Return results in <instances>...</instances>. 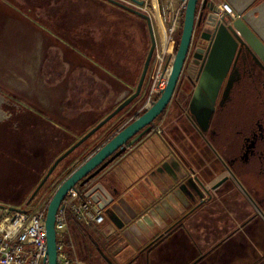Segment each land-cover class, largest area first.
<instances>
[{"label":"flooded vegetation","instance_id":"af4514ba","mask_svg":"<svg viewBox=\"0 0 264 264\" xmlns=\"http://www.w3.org/2000/svg\"><path fill=\"white\" fill-rule=\"evenodd\" d=\"M261 1L264 0H256L250 8ZM54 2H43L50 16L54 13L50 9L55 6ZM210 6L215 11V6ZM209 13L208 5L200 11L174 95L147 132L167 141L169 157L181 165V169L177 168L182 180L190 179L200 197L183 199L182 203L168 208L169 218L162 233L139 250L133 257L136 261L143 251L148 255L155 250L159 261L171 263L165 253L174 255L181 248L185 250L180 252L188 257V262L183 264H192L198 258L195 264H233L238 256L243 259L247 254L245 243L241 250L237 242L244 241L252 247L253 241L264 238L262 230L253 233L251 228L255 223L264 226V64L241 36L230 31L231 38H226L227 45L219 53V59L213 57L216 30L207 25ZM251 17L250 14L248 20L254 23ZM238 18L236 14L225 27ZM201 80L210 96L199 86ZM20 98L0 88V160L14 167L15 176L0 189V205L13 208H17L14 203L28 207L45 198L49 203L48 197L58 184L60 170L58 166L29 200L61 154L58 151L60 133L47 132L43 127L44 119L53 117H44L42 108L26 104ZM134 103L135 110L130 111V106L116 115L98 140L77 157H86L97 142L104 143L148 107L146 103L140 104L141 95ZM163 124L172 125L173 139L165 135ZM178 128L181 129L179 134ZM176 141L180 146L177 147ZM220 181L223 182L215 186ZM259 236L262 238L257 239ZM108 238L101 242L92 240L94 251L106 263L118 264L111 260L113 256L107 250ZM199 241L206 246H198ZM161 245L166 248L164 252ZM179 257L171 264H182L178 262ZM263 258L264 253L250 264ZM145 261L150 264L147 257Z\"/></svg>","mask_w":264,"mask_h":264},{"label":"crops","instance_id":"0c3cea01","mask_svg":"<svg viewBox=\"0 0 264 264\" xmlns=\"http://www.w3.org/2000/svg\"><path fill=\"white\" fill-rule=\"evenodd\" d=\"M8 1L10 0H0V35L14 33L16 37L12 36L10 42L11 47L13 44L15 45L14 50L24 49L26 55L29 54V51L39 53L41 65L37 76L41 77L42 81L57 82L66 79V87L64 86L65 88L60 90L55 89L54 83L47 87L42 85V91H40L42 96L38 97L37 106L43 109L44 114L53 117L54 120L56 115L59 116L60 119L57 120L58 123L60 122L59 127L64 125L65 129L73 132L88 129L101 115L108 112L109 106L115 107L129 94L136 82V61L133 68L124 76L122 73L125 63L118 59L119 50L117 49L114 54L107 42L103 44V41L107 37L109 38V32L106 37L97 42L94 36L95 32L100 30V33L103 34V28L94 26L93 21H88L87 13L84 22L82 21L83 24L77 26L76 11L64 13L66 17L63 20L56 18L57 20L54 22V19L46 20L39 16H35L36 19H34L29 10L13 9ZM23 15L32 17L31 19L36 23L32 24L23 19ZM160 16H155V18L159 17L158 26L162 29L165 28V25ZM38 19L52 24V31L42 28L37 23ZM15 22H19L20 25H14ZM58 23H62L63 26ZM33 34L36 35L35 40L30 42ZM58 49L63 57L65 72L67 71L63 76H60L61 73L56 70L58 62L61 61L60 57H57L58 64H50L48 68L43 66L48 50ZM93 49L97 57L103 54L107 61L113 62L117 69L119 67L120 72L117 75L108 73L93 61L89 56ZM20 60V62L12 60L4 68L2 67L4 65H0V78L3 76L5 79H10L8 78L10 76L12 79V76L21 75L25 66L32 68L31 65L24 62V59ZM26 60L30 61L28 58ZM53 61H55V57H53ZM29 73L30 69L27 71V74ZM110 98L114 99L113 105L107 102L106 105L100 106L101 103L96 102ZM43 127L47 132L60 133L58 146L60 152L64 147L61 143L63 138H61L60 128L51 127L48 124H44ZM170 152V147L163 137L146 133L102 172L101 178H105L110 188L116 191L115 200L109 211L106 213L102 211L104 223L98 227H84L76 223L70 216V220L72 219L70 227L75 240H79L81 245L84 243L85 249L88 250V245L89 243L92 245V240L101 242L109 236L106 241L107 250L113 256L111 260L118 264H145L146 257L150 264H171L175 263V259L179 256V263H187V254H182L181 252L185 249L181 248L174 255L165 253L171 263L159 261V255L155 250L150 251L148 255L143 251L137 261L133 259L139 250L163 231L162 227L160 228L146 215L147 210L174 186L177 179L182 177L181 172L178 171L180 167L176 159L169 157ZM174 170L177 172L174 173ZM161 225L165 227L166 224L161 222ZM162 250L164 252L166 248ZM89 254L85 256L84 253L85 261L89 259ZM99 257L96 264H108L100 255Z\"/></svg>","mask_w":264,"mask_h":264},{"label":"water","instance_id":"95a60500","mask_svg":"<svg viewBox=\"0 0 264 264\" xmlns=\"http://www.w3.org/2000/svg\"><path fill=\"white\" fill-rule=\"evenodd\" d=\"M110 3L128 13L135 15L136 17L145 21L147 25L150 46L148 48L139 79L135 85L134 90L119 101L115 107L101 118L96 124L91 126L81 137H79L73 144L65 149L60 155H58L53 163L48 168L44 177L38 183L34 191L29 197L31 200L38 190L47 181L53 171L63 162L72 152H74L79 146L86 142L90 137L96 134L101 128H103L108 122H110L116 115L126 109L136 98L142 93V87L144 85L146 74L152 59L154 49V37H153V23L151 17L135 8L120 3L115 0H102ZM138 5H143L142 0H131ZM184 2L183 12V24L181 29V35L177 50L174 54V58L171 64L170 72L166 80L164 88L159 90L158 98L151 103L141 115L127 123L115 133H113L104 143L100 142L94 145L87 153V156L76 158L70 162L64 170L61 172L64 177L59 178L58 184L51 195L49 203L47 205L45 216V231H46V256L47 264H56L57 251H56V232H55V219L58 207L68 191L75 186L84 188V197L90 199L95 207L100 211L107 212L115 200L116 191L111 189L105 178H101L102 172H104L108 166L116 161L126 150L132 147L142 136H144L151 128V124L160 115L171 101L176 86L179 82L180 75L185 63L191 38L194 29L196 8L198 0H179ZM234 9L239 18L225 27L223 23L217 20L214 10L209 4H204L203 8L208 5L210 13L207 16V25L211 28H215L216 35L214 41V48H216L213 57L219 59V53L226 48L227 39L231 38L229 31L237 33V36H241V39L251 48L254 54L264 64V1L250 8L256 0H226ZM250 8V9H249ZM252 15L254 23L248 20V16ZM255 14H257L255 16ZM218 52V53H217ZM217 53V55H216ZM216 55V56H215ZM214 65V64H213ZM213 65L211 68H213ZM223 68H227V65ZM220 78L216 79V83ZM199 86L206 91L205 83L202 80ZM209 95V93L206 91ZM210 96V95H209ZM177 161V160H176ZM178 166L181 169V165L177 161ZM177 172L174 170V173ZM223 181L218 182L215 186H218ZM190 179L182 180L177 179L174 182V188L172 187L162 197L158 198L153 205L147 210L146 215L160 228H164L161 222L166 224L168 208H171L174 203H182L183 199L195 196L200 197L196 193L195 188L190 184ZM159 200V201H158ZM5 206L0 205V209ZM13 208V207H10ZM144 219V217H143ZM200 258L195 260L192 264H195Z\"/></svg>","mask_w":264,"mask_h":264},{"label":"rangeland","instance_id":"374dc122","mask_svg":"<svg viewBox=\"0 0 264 264\" xmlns=\"http://www.w3.org/2000/svg\"><path fill=\"white\" fill-rule=\"evenodd\" d=\"M85 1L89 2L91 4L92 8L98 10L100 15H102L104 17V19H102V17L99 18L100 19L99 22L102 25V26L101 25L100 26L103 28L102 31L104 33L103 34L100 33V30H99V32L98 31L95 32V35H94L95 40L97 42H100L102 38L107 36V32H109L108 33L109 38L107 37L103 42L104 43L107 42L109 45L113 44V43L120 44V50L118 53L119 58L118 59L120 61H122L123 63H125V65L123 67V73H122L124 76H125V74H127L129 72V70H131L133 68L134 62L136 61V67L135 68H136V83H137V81L139 79L140 72H141L142 64H143L145 56H146L147 48H149V46H150V40H149L147 25H146L145 21L136 17L135 15L128 13V12H126V11H124V10H122V9H120V8L110 4V3H107L105 1H102V0H85ZM159 1L160 0H156V1L153 0L152 3L150 2L148 4V10L152 14V16L153 15L158 16V14L161 15L160 19L162 17V20L164 22L163 24L165 25V28H166L168 25V20H169L168 15H170V13H172V12L176 13L178 11V8L180 6V1H178V0H172L171 2H166V0H161L160 2ZM8 2H9V5L12 6L13 9L15 8V9H18L20 11H24V9L28 10V8H29L30 9L29 12H31L30 14L33 16L34 19H36L35 18L36 15L39 16V18L44 17V18H46V20L48 18L50 20L54 19V17L48 15L46 6H43V2H45V0L44 1L43 0H10ZM53 4H55V2ZM28 5H29V7H28ZM30 5H36V6L33 8ZM73 6L76 7L77 4L73 3ZM44 7H45V10H44ZM182 10H184V8H181L179 10V19H180ZM89 14H90V16H93V14H95V12L90 11ZM31 18L29 16L23 15V19L30 21L32 24L36 23ZM158 18H154V17L152 18V23L156 29H157V26L159 25V19ZM56 20L57 19L55 18L54 22ZM37 23L42 28L49 30V31H52V29H51L52 24H49L47 21H45L43 19H38ZM14 25L19 26L20 24H19V22H15ZM96 26H98V25L96 24ZM108 29H110V30L108 31ZM12 36L14 38L16 37L14 35V33L11 34L10 32H9V34L7 33V34L0 35V65H4V66H2L4 68L6 65L8 66L12 60L13 61L15 60L16 62H20L21 61L20 59H24V62L28 65H31L32 68L25 66V70H23L22 74H21L22 77H21V75L12 76V79H11V77L8 76V78H10V79H5L2 76V78H0V88L1 89L5 90V91H10V92L20 96L21 97L20 99H22L26 104L29 102V103L36 106V105H38V97L42 96V93H40V91H42V85H44V87L45 86L47 87V86L54 83L56 86L55 87L56 90H60L61 88L66 87L65 86L67 84L66 79H64V80L62 79L61 81H57V82L56 81L55 82L42 81L41 77L37 76V73L39 74V67L41 65L39 53L37 51H29L28 52L29 54L26 55L24 49L14 50L15 45L13 44V46L11 47V44H10ZM18 37L20 38V35H18ZM34 37H36L35 34H33V37L30 38V42L35 40ZM20 40H22V39L20 38ZM102 48L100 49V52H101ZM100 52H98V54H100ZM100 55L101 56L97 57L94 54V49L91 53H89L90 58L93 61H95L97 64H99L106 72L117 75L118 72H120L119 67L117 69L115 67V65L113 64V62L107 61L106 56H103V54H100ZM53 57H55V61H53ZM57 57H60L61 61H59L57 59ZM27 58L30 59V61L26 60ZM45 58H46V60L44 61L43 66H46L48 68L50 64H58L59 63L58 66H56V70L59 73H61L60 76H63L67 72V71L65 72V69H64L65 65L63 64L64 61L62 62L63 57H62V54L60 53L59 49L58 50H48V54H46ZM57 60L59 61L58 63L56 62ZM29 69H30V73L27 74V71ZM154 70H155V65L151 61L149 68H148V72L146 74V79H145L144 85L142 87L141 103L140 104H142V103L145 104L147 102V99L149 97V90H150V87H151L152 82H153ZM134 88H135V83H134L131 91L134 90ZM52 89H54V88H52ZM154 95H152V100L155 101ZM113 100L114 99L110 98L108 100L96 101V102L101 103V105L100 104L99 105L102 106V105H106L107 102L112 104ZM132 104H134V103H132ZM132 104H130V106ZM133 106H134V108H132ZM133 106L131 107L130 111H133L136 109V103ZM109 107H110V109H108V111H110L113 108L112 106H109ZM44 115H43L44 117L48 116L47 114H44ZM101 116H104V115H101ZM55 117H56L55 120L50 119V118L47 119V117L44 120L46 121V124H48V125L59 127L60 122L58 123L57 120L60 118L58 115H56ZM61 117H63V116H61ZM166 123H167V121H166ZM171 127H172V125L166 126L165 124H163V131L166 133L165 135H167L171 139H173ZM59 128L61 131V138H63L61 143L64 145V147L66 146L67 143L72 142L74 140H77L80 137V135L87 130V129H85L81 132L80 131L73 132L72 130L65 129L64 125H61V127H59ZM106 129H108V125L101 128L94 136L90 137L85 143H83L81 146H79L74 152H72L68 156L67 160L63 161V163H68V162L70 163L71 162L70 160H73L74 158H76L78 156V154L80 155V153L83 152L84 150L87 151V149L90 146H92V144L94 143L93 141L96 139L98 140L97 137L100 134H102ZM176 131L178 132V134L181 133V129H179V128ZM178 142L176 141L177 144H178ZM178 146H180V144H178L177 147ZM58 151H56V152H58ZM14 177H15L14 176V167H11V164L8 165V163H3L0 160V189H2L4 186L10 184V182L13 181ZM44 200H47V199L46 198L41 199L36 204L28 206V207L30 209H34ZM14 205H17V208H24V206H22V205H18L15 203H14ZM231 214L234 216L233 213H231ZM261 226L264 228V226L261 225V223H258V224L255 223L251 227L254 230L253 233H255L256 231L262 230V233L264 234V229ZM72 236H73V234H72ZM259 238H262V237L259 236L257 239H259ZM73 240H74V244H75L78 256L81 259H83L85 261V259H84L85 257L83 256L84 253H85V256H87V254L90 253L88 255L89 259L85 262L87 264H96L98 262V259L100 257L98 255V253L96 251H94V247H92V245L90 243L88 245L89 246L88 250H86L85 245H83L84 243H82V245H81V242L77 239L75 240L74 236H73ZM84 241L85 240L83 239V242ZM244 243L246 245L245 249H247L246 256H242V257H244L243 259H238V258H240L238 256V258L235 259V262L233 264H250L251 262L253 263V261L255 259H257L258 256H260L261 254L264 253V238L262 241H253L252 247L248 246V243H246L244 241L237 242V244H241V246H239L241 250L244 249V247L242 246V245H244ZM197 244H198V246H201V245L203 247L206 246V244H204L203 242H200V241L197 242ZM82 247H83V249H82ZM239 247L236 245V248L239 249ZM95 258L97 259V261H95L96 260ZM256 264H264V258Z\"/></svg>","mask_w":264,"mask_h":264},{"label":"built area","instance_id":"2783aa9c","mask_svg":"<svg viewBox=\"0 0 264 264\" xmlns=\"http://www.w3.org/2000/svg\"><path fill=\"white\" fill-rule=\"evenodd\" d=\"M115 1L148 14L151 20L156 16H152L148 10V4L153 0H142L143 5L131 0ZM171 1L166 0V2ZM205 3L215 6L214 13L217 20L224 25L231 23L236 16L234 9L224 0H198L194 27ZM184 5V2L180 1L178 11L168 15L166 28L161 29L157 26V30L153 25L152 62L155 70L146 106L154 102L152 95L159 93V90L165 86L175 54L170 49V44L179 28V10L184 8ZM84 191V188L78 186L70 189L58 207L55 219L56 264H87L76 251L70 216L84 227H98L104 223L103 212L97 209L90 199L84 197ZM47 205V201L44 200L34 209L9 206L0 209V264H47L45 231Z\"/></svg>","mask_w":264,"mask_h":264},{"label":"trees","instance_id":"16d2710c","mask_svg":"<svg viewBox=\"0 0 264 264\" xmlns=\"http://www.w3.org/2000/svg\"><path fill=\"white\" fill-rule=\"evenodd\" d=\"M73 3H75V4H77V6L75 7V6H73ZM50 9H52L53 10V14H54V17L55 18H57V19H60V20H63L66 16H65V14L64 13H68L69 11H76V13H77V26H79V25H81V24H83V22H84V20H85V15H86V13L89 15L88 16V21H93V23H94V25H98V26H100L101 24H100V22H99V18L100 17H102V19H104V17L102 16V15H100V13L98 12V10H96V9H94V8H92V6H91V4L89 3V2H86L85 0L83 1V0H55V6L54 7H50ZM90 11H94L95 12V14H93V16H90ZM183 12H184V10H182V12H181V16H180V23H179V28H178V30L176 31V34L174 35V39H173V41H172V43L170 44V49L171 50H173L174 52H176V50H177V47H178V44H179V39H180V35H181V29H182V24H183ZM67 21V20H66ZM83 21V22H82ZM59 25H61V26H63V24L61 23H58ZM102 26V25H101ZM113 38V37H112ZM111 38V39H112ZM103 44H104V42H103ZM109 48H110V50H112V52L115 54L116 52H117V49L118 50H120V44H118V43H113V44H110L109 45ZM147 50H148V48H147ZM145 60V59H144ZM142 66H143V64H142ZM135 85H136V82H135ZM158 96H159V93H156L155 95H154V98H155V100L158 98ZM136 100V99H135ZM135 100L132 102V103H134L135 102ZM131 103V104H132ZM130 106V105H129ZM128 106V107H129ZM125 110V109H124ZM111 111V110H110ZM110 111H108L107 113H109ZM143 112H145V110H143L142 111V113ZM164 112V111H163ZM107 113H105L104 114V116L107 114ZM141 115V114H140ZM104 116H100L97 120H96V122L94 123V124H96L101 118H103ZM112 120H114V118L112 119ZM111 122V121H110ZM110 122H108L105 126H107V125H109V123ZM93 124V125H94ZM92 125V126H93ZM89 129V128H88ZM87 129V130H88ZM86 130V131H87ZM85 131V132H86ZM85 132H83L81 135H80V137L85 133ZM95 135V134H94ZM93 135V136H94ZM97 140V139H96ZM96 140H94V141H96ZM76 140H74V141H72V142H69V143H67L66 144V146L60 151V153H62L65 149H67L71 144H73L74 142H75ZM93 141V142H94ZM99 142H101V140L99 141ZM99 142H97V143H99ZM85 143V142H84ZM95 143V142H94ZM68 158V157H67ZM67 158L65 159V160H67ZM64 160V161H65ZM64 165H65V167L68 165L67 163H63V162H61L60 164H59V168H60V170H58V173H59V178H63L64 177V175H62V171L64 170ZM51 196V195H50ZM49 196V197H50ZM72 220V219H71ZM70 220V221H71Z\"/></svg>","mask_w":264,"mask_h":264}]
</instances>
